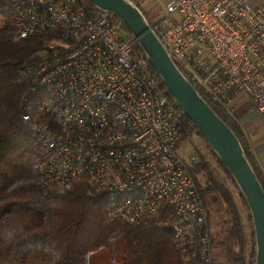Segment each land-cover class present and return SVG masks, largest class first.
<instances>
[{"label":"built area","instance_id":"obj_1","mask_svg":"<svg viewBox=\"0 0 264 264\" xmlns=\"http://www.w3.org/2000/svg\"><path fill=\"white\" fill-rule=\"evenodd\" d=\"M9 5L17 39L46 43L17 80L38 94L21 121L45 151L43 187L105 196L108 220L133 227L167 208L180 255L219 264L191 173L198 161L176 150L194 126L151 75L136 39L86 0ZM164 10L149 24L180 72L227 110L236 96L249 98L264 124V3L168 0Z\"/></svg>","mask_w":264,"mask_h":264},{"label":"trees","instance_id":"obj_2","mask_svg":"<svg viewBox=\"0 0 264 264\" xmlns=\"http://www.w3.org/2000/svg\"><path fill=\"white\" fill-rule=\"evenodd\" d=\"M10 2L0 0V264H183L182 255L171 242L169 224L173 217L169 209L164 208L159 218L133 227L119 219L108 220L111 207L105 196H90L84 187L76 185L53 189L41 184L38 166L46 154L35 134L21 121L27 100L38 94L32 86L19 84L17 80L23 64L46 43L41 38L17 39L19 31L9 14ZM122 32L132 38L123 25ZM149 71L158 80L151 67ZM187 79L238 137L264 190V174L253 156L239 118L207 97L189 76ZM192 134L209 150L197 129L194 128ZM189 136L177 144V152ZM209 152L235 189L247 214L244 225L230 189L217 180L206 158L198 155L197 165L191 173L204 203L208 223L213 211L227 218L222 241L212 238L215 256L219 257L218 249L225 264H253L255 238L250 213L231 176L211 150ZM199 175L205 178L204 183ZM246 226L250 230L249 255L245 251ZM190 264H197V261Z\"/></svg>","mask_w":264,"mask_h":264},{"label":"water","instance_id":"obj_3","mask_svg":"<svg viewBox=\"0 0 264 264\" xmlns=\"http://www.w3.org/2000/svg\"><path fill=\"white\" fill-rule=\"evenodd\" d=\"M97 10L114 15L136 39L146 63L157 76L168 96L197 129L208 149L226 169L250 213L253 226L254 262L264 264V190L241 143L220 120L180 72L140 7L132 0H86Z\"/></svg>","mask_w":264,"mask_h":264},{"label":"crops","instance_id":"obj_4","mask_svg":"<svg viewBox=\"0 0 264 264\" xmlns=\"http://www.w3.org/2000/svg\"><path fill=\"white\" fill-rule=\"evenodd\" d=\"M145 14L148 22H152L165 13L164 6L168 0H132ZM264 3V0H259ZM233 116L239 118L242 131L248 140L255 160L264 174V124L257 109L249 98L238 95L229 105Z\"/></svg>","mask_w":264,"mask_h":264},{"label":"rangeland","instance_id":"obj_5","mask_svg":"<svg viewBox=\"0 0 264 264\" xmlns=\"http://www.w3.org/2000/svg\"><path fill=\"white\" fill-rule=\"evenodd\" d=\"M1 19H0V24H1ZM181 149L178 151L179 154L187 159H196L198 160V155L199 156H203L204 158H206L207 162L210 163L211 165V170L214 174V176L217 178V180L222 183L223 185H226L231 193H232V198L233 201H235L236 206L238 208V212L241 214V219L243 224L245 225V222L247 220V214L244 211V208L242 206L241 200L238 198V195L235 191V189L232 187V185L229 183V181L227 180L226 175H224L221 170L217 167L216 163H214V160L212 159L209 150L206 149L205 145L202 143V141H200L198 138L195 137L194 134L189 136V139L187 141H185L181 147ZM199 179L201 181V183L205 182V178L201 175H199ZM157 218H159L157 216ZM156 218V219H157ZM226 216L224 214H217L214 211L212 213H210V221H209V227L211 228V235L213 240L218 241H222L223 238V231L225 229V221H226ZM246 234H247V246H246V252L249 255V253L251 252V241H250V230L249 227L246 226ZM216 253H218V258L216 257V259L218 260L219 264H225L224 263V259L223 257L221 258L219 255V251L218 249H216ZM183 258V257H182ZM191 262H189L187 259L183 258V264H190ZM198 264V263H197Z\"/></svg>","mask_w":264,"mask_h":264},{"label":"clouds","instance_id":"obj_6","mask_svg":"<svg viewBox=\"0 0 264 264\" xmlns=\"http://www.w3.org/2000/svg\"><path fill=\"white\" fill-rule=\"evenodd\" d=\"M9 243H11V241H9Z\"/></svg>","mask_w":264,"mask_h":264}]
</instances>
